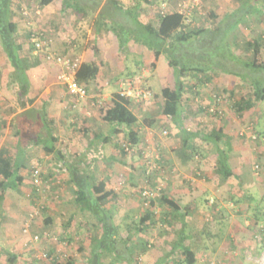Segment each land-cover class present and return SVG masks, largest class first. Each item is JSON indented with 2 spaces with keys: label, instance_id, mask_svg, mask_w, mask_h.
<instances>
[{
  "label": "rangeland",
  "instance_id": "obj_1",
  "mask_svg": "<svg viewBox=\"0 0 264 264\" xmlns=\"http://www.w3.org/2000/svg\"><path fill=\"white\" fill-rule=\"evenodd\" d=\"M26 1L16 9L18 18L15 19L19 31L18 42L25 45L23 56L30 55L31 44H34L31 39L30 43L27 42L25 34L33 33V36L40 37L48 44L43 50L35 49L34 55L56 54L77 58L80 63L88 59L84 54L90 57V61L96 59L95 63L99 64L101 73L98 81L88 87V95L97 96L93 100L96 99V105L102 108L109 103L104 96L109 98L115 93H121L124 90L123 83L128 80L135 87L153 93L150 102L131 108L140 118L137 126L140 134L138 145L131 146L122 135L116 137V144L112 143L111 147L108 143L95 145V154L102 165L99 171L111 165L115 167V177H107V174L104 176L103 171L95 182L106 180L110 189L120 193L117 202L108 206H111L116 223L122 226L119 229V242L130 243L136 252L133 264H154L160 255L171 250L179 237L181 216L173 215L172 210L160 200L163 193L173 199L179 198L181 205L190 203L195 206L194 214H190L188 219L192 239L187 242L197 252V264H264V102L241 116L234 109L235 103L253 98V89L249 83L238 76L222 73L213 76V80L207 84L197 83L194 93L185 96L191 102H186L188 107L184 113L187 115L183 118L182 128L201 136L222 130L224 141L231 143L233 148L230 165L236 176L228 180L221 178L219 151L202 138L190 143L186 150L192 157L191 166H187L189 170L175 166V169L178 168L176 171L174 167L164 166L162 162L163 156L166 159L172 152L178 156L184 143L182 132L172 125L171 117L163 115L162 102L159 101L161 98L157 97V94L161 97L164 87L175 85L170 69L162 66L160 71L165 74L153 78L150 81L152 83L148 84L142 78H134L136 75L141 77L146 70L137 69L135 65V72L119 77L120 73L110 70L104 53H94L95 45L87 32L75 34L64 16L58 18L60 3L44 11L35 0ZM169 1H164L167 4L165 8L164 3L159 2L158 10L156 7L152 10L153 14L176 12V5H170ZM244 2L202 0L199 8L185 16L184 25L187 28L212 29L226 15L241 11ZM257 9L260 14L252 12L247 15L245 21L225 38L226 44L243 62L250 59L245 53L246 40L262 38L264 45V3L258 5ZM25 11L30 13L25 15ZM55 32L59 35L53 34ZM223 52L226 53L212 52L211 57ZM121 54L128 63L136 61L133 56ZM47 56L44 59L46 66L49 62L54 63ZM152 66L147 67L151 69ZM8 69L7 59L0 50V146L4 141L6 145L14 146L15 138L7 132V126L15 111H19L18 90L6 84ZM256 77H261L264 84V74H252L250 80ZM187 79L191 83L195 81L191 77ZM177 133L179 138L175 136ZM68 146L61 144L59 150L63 156L73 152ZM121 149H126L125 156ZM29 152L20 157L26 167L23 171L26 178L23 186L19 192L14 191L12 196L0 204V264L65 263L69 257H73L76 264H88L93 233L98 234L100 229L93 227V217L75 202L74 189L66 178L64 165L54 158L47 164L46 155L40 147H32ZM122 160L130 162L136 170H132L129 164L122 166ZM145 164L151 166L144 167ZM162 166L165 170L159 171ZM144 168L147 177L143 173ZM181 169L190 179L181 176ZM35 171H39L38 180L34 177ZM187 179L188 183H185ZM170 181L174 182L171 186L176 188L172 192L168 190ZM160 187L163 190L157 194ZM147 190L155 192L156 198L147 201L144 196ZM151 203L154 206L150 207ZM149 209L155 214L156 224L151 231L141 233L137 225L139 217ZM124 217L127 218L124 220ZM48 218L51 219L49 224L46 222ZM129 225L134 228L131 232L133 236L128 230ZM26 229L28 233H25ZM122 248L120 251L123 252ZM12 254L16 257L14 260ZM116 264L124 263L117 260Z\"/></svg>",
  "mask_w": 264,
  "mask_h": 264
},
{
  "label": "trees",
  "instance_id": "obj_2",
  "mask_svg": "<svg viewBox=\"0 0 264 264\" xmlns=\"http://www.w3.org/2000/svg\"><path fill=\"white\" fill-rule=\"evenodd\" d=\"M56 1L61 2L62 11H69L78 20H85L97 14V28L102 25L109 26V29L119 39L122 51L126 52L129 42L134 40L144 42L154 53L155 58L164 56L167 65L174 73L175 85L162 89V113L166 117H171L175 126L182 132L181 138L184 142L182 156L191 161L192 157L187 154L186 150L195 139L202 138L205 142L216 146L219 151L221 178L228 180L236 176L230 165L233 148L231 143L224 141L222 130L201 136L182 128L184 111L188 107L186 102H191V99L186 100L185 96L194 93L193 90L197 83L207 84L213 80V76L225 73L240 77L253 89L252 99H243L242 102L234 105V109L240 116L252 110L257 104L264 102V84L260 80L261 77L250 80L252 74L258 73L260 76L264 74L262 38L244 42L245 53L250 56L248 62H243L241 57L236 56L231 47L226 44L225 39L245 21L247 15L252 12L260 14L257 6L264 3V0H245L240 8L241 11L226 15L212 29L187 28L184 25L185 16L177 12L161 16L157 28L150 25L144 26L138 21L134 11L123 9L115 0H35L40 8L52 5ZM143 1L148 2V0ZM26 2L25 0H0V47L10 68L7 87L16 86L18 88V105L22 109V112L19 113L15 111L9 125L10 133L16 139L15 145L0 147V204L5 201L9 191L19 192L26 180L23 174L26 167L20 160V155L25 154L31 146H40L45 154L54 155L58 160L63 161L64 167L72 176L70 182L76 187L75 202L93 217V227L100 229L98 234L93 233L90 246L91 257L88 264H116L117 260H121L124 264H133L134 260L136 261L134 259L136 252L130 243L119 242V229L122 226L116 223L111 206H108L117 202L120 195L118 190L110 189L106 180L95 182L96 178L90 177V174L77 175L80 171V164L74 166L65 162L64 156L57 147L58 138L54 135L55 129L52 121L43 112L33 107L27 108L26 98L31 88L27 72L32 64L37 66L39 61L42 62L41 59H46L47 53L34 55L36 46L31 44L32 47L28 53L30 55L28 57L22 55L25 45L18 42L19 31L15 18L16 9ZM111 5L114 6L113 12L117 10L127 13L129 17H120L109 23L107 13L109 12L108 7ZM124 24H127L126 28ZM25 36L27 42L30 43L33 33H27ZM216 51H226V53H218L211 57V53ZM94 53L98 54L99 49L94 47ZM241 69L242 73H240ZM100 72V66L97 63L83 62L77 70L76 79L88 89ZM190 77L195 79L194 83L187 79ZM140 104L142 103H136L123 97L120 93H115L107 106L103 108L100 107L101 105L99 106L102 121L113 126L112 133L103 138L104 142L112 141L111 134H113L115 139L122 135L131 146L139 144L140 134L137 126L140 120L131 108ZM97 138L100 136L97 135ZM121 150L125 156L126 149L125 151ZM148 165L151 166L150 164L143 166L148 167ZM129 166L132 170H136L132 165ZM164 170L162 166L159 171ZM143 173L147 177L145 168ZM168 196L163 193L160 200L172 210L173 215L181 216L179 237L172 245L171 250L160 255L154 264H197V252L187 242L192 239L189 234L187 218L193 205H181L182 202L179 198L173 199ZM151 205L154 206V203H151L150 207ZM46 222L49 224L51 219L48 218ZM155 222V214L151 209L147 210L139 217L138 231L141 233L151 231ZM128 230L131 234L134 228L129 225ZM131 235L133 236V234ZM120 248L124 249L123 252L120 251ZM11 256H13L12 260L16 258L14 254ZM170 258L172 261L168 262ZM54 264H76V260L69 257L65 263L54 261Z\"/></svg>",
  "mask_w": 264,
  "mask_h": 264
},
{
  "label": "crops",
  "instance_id": "obj_3",
  "mask_svg": "<svg viewBox=\"0 0 264 264\" xmlns=\"http://www.w3.org/2000/svg\"><path fill=\"white\" fill-rule=\"evenodd\" d=\"M115 1H117L118 4L121 7H123V9L128 10V11H134L133 13L137 15L138 21H140V23L144 26L150 25L154 28H157V26L159 25L160 17L168 14L165 12H160V13L156 12V14H153L154 13L153 8L156 7V9L158 10L159 2H163L165 4L164 2L165 0H148V2H144L143 0H115ZM57 2L60 3L58 18L59 17L62 18V16H64L65 20L70 23V26L72 27L73 32H75V34L81 33V32H87L88 37L91 39V42H93V44L95 45L94 47H97L99 49L100 54L101 52L105 54L104 57L107 60L110 70L111 71L116 70L115 72L120 73L119 77L123 76L126 73L131 74L135 72L136 70L133 67V65L137 66V69L146 68L145 72L144 73L142 72L141 77L138 75L134 77L137 80L142 78V81L145 82L146 84L152 83L150 81L153 78H158L157 76H161L162 74H165L164 71H160L162 66L168 67L174 77V73L172 69L167 65V63L165 64V62H167L166 58L163 56H160L159 58H155L154 53L144 44V42H136L132 40L131 42H129L127 51L126 52L122 51L121 45L119 43V39L109 29V26L106 27L105 25H102L100 28H97L96 26V19L98 16L97 14H94L85 20H78L77 18L74 17V15H71L69 11L68 12L62 11L60 1H56L52 5H49L43 8L44 11L49 10L51 6H55ZM177 3L178 2L176 0L169 1L170 5H176ZM113 8H114L113 5L108 7L109 12L107 13V16L109 18V23H111V21L116 20L120 17L122 18L129 17L127 13H121L117 10L116 12H113ZM25 12H26L24 13L25 15H27V13L28 14L30 13L29 11H25ZM124 27L126 28L127 24H124ZM53 34H55L56 36L59 35L58 32H55ZM62 48L63 46L60 45V49ZM0 50H2L1 47H0ZM121 53L123 54L125 53L127 56L129 55L133 56L134 58H136V61L134 63H132L131 61L130 63H128V60L125 57L122 58ZM84 56H87L88 58L87 60H84V62L86 63L96 62L95 61L96 59H92L93 61H90L89 60L90 57H88V55L84 54ZM41 61H42L41 63L39 61V65L37 66H34L32 64V67L27 72L28 78L31 84L29 95L26 98V102L28 105L27 108L33 107L43 112L45 116L52 121L53 127L55 129L54 135L55 137L58 138V146H57L58 149L60 148L61 144H65L66 147H69L68 145H70V151H73V152L70 153L71 155L69 156L65 154L66 156L64 155V160L69 165L75 166L76 164L77 165L80 164V171L77 175L90 174V177L97 179L103 174V171H104V176L107 174V177L111 175L115 177L116 176L115 167L113 168L112 165L109 166L108 168L103 169L102 172L99 171L102 165L98 161L99 158L97 157V154H95L96 153L95 145H98L100 143H103V144L108 143L107 145L111 147L112 143L116 144V142L114 141L115 136L113 134H111V137H112L111 139H113L112 141L108 140V142H104L103 138H106L107 135H109V133H112L113 126L108 125L102 121V117L99 111V106L96 105L97 100L96 99L93 100V98H97V96L88 95L86 99H83L82 101H78L77 98L69 94V92L65 90V87L62 86L58 82L57 76L60 74V71H61L60 66L55 62L54 63L58 65V66L56 65L57 67L54 65V63H51V62H49V65L46 66L47 62L44 59H41ZM151 65L153 66L151 69H149L148 67H151ZM57 68H58V71H57ZM8 72L10 73V69H8ZM9 73L7 74V78H6L7 85H8V80H9ZM95 81H98V80L96 79ZM17 94H18V91H17ZM111 97L112 96H109L108 98L104 96L105 100L107 101H110ZM157 97L159 99L161 98L158 94H157ZM159 101L162 102V99ZM142 104H145V103H142ZM19 112H22V109L19 108L18 113ZM133 112L136 114L135 111ZM184 115L186 116L187 114L185 113ZM170 122H172V125L175 126V122L173 120ZM1 124L2 123H0V125ZM9 125H10V122L8 123V126H7V132L8 131L10 132ZM123 129L125 128L123 127ZM57 133H59V135ZM97 135L100 136V138H97ZM175 136L179 138L178 133ZM196 140L197 139H195V141ZM13 141H14L13 145H15L16 139H14ZM4 142L2 143L1 146L6 145ZM183 146L184 144H182L181 151L179 150V153L177 154L178 156H175L173 152L170 157L166 156V159H165V156H163L162 164L164 166L170 165L171 167H174V169L176 166L178 168L182 167V168H186V170H189L187 169V166L188 165L191 166L192 161L186 160L182 156ZM32 147L37 148L40 146H31L28 148L27 152H29V150ZM40 148L42 149V147ZM22 155H20V157ZM44 155H46L45 160H48L46 161L47 164H49L51 159L53 158L55 160L57 159V157L54 155H47L45 153ZM93 157H95L96 159H93ZM58 161L61 163L63 162L60 160ZM128 164L131 165L130 162H126L123 160L121 161V165L124 167H126ZM95 166H98V167H95ZM64 168L66 169L65 172L67 173L66 178L67 180H69V183L71 184L70 179L72 176L68 172L67 168L66 167ZM178 168H176L175 170L178 171L177 170ZM184 173L185 172L182 170L180 173L181 176L184 175L185 179L186 178L190 179V177H188V174L187 173L184 174ZM166 179L168 180V176ZM188 179L187 181H185V183H188ZM202 182H205V181H202ZM169 183L170 184H169L168 190L172 192V190L174 191L176 188L173 187L174 185L171 186V184L174 183L173 181H170ZM176 185L177 183H175V186ZM71 186L73 187L74 193H75L76 187L73 184H71ZM12 193H14V191H9L7 193L5 201L7 200L9 196H12ZM189 204L190 203H188V205ZM193 207L195 208V206ZM193 207L190 208L191 215L194 214L192 213ZM19 217L20 216L15 217V218L18 219ZM189 217L190 215L188 216L187 221Z\"/></svg>",
  "mask_w": 264,
  "mask_h": 264
},
{
  "label": "built area",
  "instance_id": "obj_4",
  "mask_svg": "<svg viewBox=\"0 0 264 264\" xmlns=\"http://www.w3.org/2000/svg\"><path fill=\"white\" fill-rule=\"evenodd\" d=\"M202 0H181L180 3L176 4V7H174L175 11L177 13H180L184 16H189V14L200 7ZM164 8L166 7V4L163 5ZM36 49L40 51L43 50L45 47L48 46L46 41L42 40L40 37H35V35L32 38ZM47 59L50 61H53L57 63L60 66V74H59V83L64 86L69 94L77 98L78 100H83L88 96V89L86 86L80 84L76 79L77 70L80 67V61L78 59H72L67 56H55L48 54ZM124 90L120 93L123 97L129 98L133 100L136 103H148L153 98V93L147 89H142L134 86V83L132 81H125L123 83ZM35 179H39V171H35L34 175ZM162 191L161 187L158 189L157 194ZM153 191L147 190L144 192L145 199L147 201H150L154 198H156L157 194ZM146 201V204H148ZM28 229L25 230V233H28ZM37 240L38 237H35ZM47 256L46 254L44 255ZM211 264H219L217 262L211 263Z\"/></svg>",
  "mask_w": 264,
  "mask_h": 264
}]
</instances>
